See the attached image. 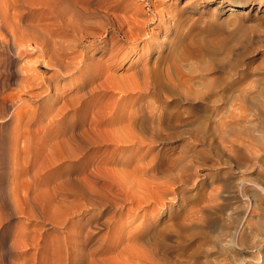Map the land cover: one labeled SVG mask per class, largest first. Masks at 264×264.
I'll return each mask as SVG.
<instances>
[{"label":"rangeland","instance_id":"1","mask_svg":"<svg viewBox=\"0 0 264 264\" xmlns=\"http://www.w3.org/2000/svg\"><path fill=\"white\" fill-rule=\"evenodd\" d=\"M133 1L145 6L142 18L151 21L153 17L143 39L136 42L128 37L127 27L102 33L100 28L69 25V18L65 19L69 7L94 10L93 0H0V96L12 97L18 105L11 117L0 111V264H264V0ZM242 1L249 6L231 13L228 2ZM109 12L125 14L114 9ZM109 18L91 19L108 26ZM90 32L96 34L86 38ZM4 39L27 49L12 66L19 67V75H9L7 61L13 51ZM159 60L177 84L183 74L184 82L187 76L193 78L188 83L190 91L182 83L178 86L180 91H188L182 93L184 98L181 92L160 95V104L179 110L183 123L196 115L216 123L226 114L230 119L232 98L240 93L246 106V116L236 117L238 122L229 125L228 132L224 130L226 135L219 131L211 147L196 148L190 170L198 176L195 184L175 185L163 175L156 178L137 171L138 158L146 163L154 153L149 145L101 144L72 127L79 120L85 126L93 120L92 113L84 110L77 121L74 110L81 101L90 104L98 100L99 107L109 108L104 109L109 115L122 112L117 104L125 107L136 101L135 90L125 94L104 88L101 83L107 74L129 83L135 76L139 78V68L154 67ZM61 68L69 69L68 75H62ZM96 70L100 74L93 83L74 85ZM40 78L46 83L41 88L36 84ZM31 81L34 85L26 87ZM207 82L217 85L222 94L228 87L226 94L232 102L225 106L221 100L213 101L217 96L203 98L200 91L206 89ZM15 83L21 86L16 88ZM214 103L223 104L222 112L213 113ZM59 125L63 126L57 133ZM235 131L246 139L248 149L244 151L257 156L249 168L234 160V147H226L236 137ZM70 137L87 140L79 144L69 141ZM180 148L179 144L166 147L165 158L178 156L183 151ZM217 160L222 164H216ZM116 164H122L118 174L114 173ZM138 174L146 177L140 180ZM123 184L129 187L122 188ZM147 191L150 200L140 202ZM152 223L157 234L147 240L143 235ZM152 247L160 257L156 252L152 255Z\"/></svg>","mask_w":264,"mask_h":264},{"label":"bare ground","instance_id":"2","mask_svg":"<svg viewBox=\"0 0 264 264\" xmlns=\"http://www.w3.org/2000/svg\"><path fill=\"white\" fill-rule=\"evenodd\" d=\"M60 1V0H59ZM87 1V0H86ZM211 1H215V0H211ZM61 1V5H62ZM73 2V1H72ZM84 2V1H83ZM69 3V2H67ZM64 4V3H63ZM72 4V3H71ZM77 4V3H76ZM229 4V8L231 9V13L235 12V11H242L244 9H246L249 5L246 1H242V2H228ZM66 5V4H65ZM79 5V4H78ZM91 5H93L94 10H90L88 9H83L81 7L78 8L76 7L77 5H72V7L68 9V13L69 16L68 17H64L66 20L67 18H69L67 21L69 23V25L71 24H75L79 27H82L83 25V29L89 28V29H101L102 33L104 32H108V31H114V32H118L120 31L122 28L127 27L126 32L129 33V38L132 39L133 41H137L139 38L143 39V36H145V33L143 31L146 30L147 26L149 25V23H151L153 21V17L150 18V20H147L146 18H142L140 15L142 13H144V5L141 4L140 2L137 1H133L129 3L125 4V2H123V0H93V2H91ZM57 6V5H56ZM59 6V5H58ZM69 6V5H68ZM61 7V6H60ZM59 7V8H60ZM64 7V6H63ZM66 8V7H65ZM64 8V9H65ZM111 9L114 10H121L124 11V15H120V14H115L112 12H109ZM60 10V9H59ZM58 10V11H59ZM61 12H63L62 10H60ZM59 11V13H60ZM117 12V11H116ZM131 12V13H129ZM119 13V12H118ZM58 14V13H57ZM67 15L66 13H62ZM106 15L107 17H110L109 19H111V22L108 23V26H102L103 23H101L100 21L96 20V19H91L92 17H97V16H104ZM143 15V14H142ZM61 17V16H60ZM63 18V17H62ZM63 18V19H64ZM104 18V17H103ZM105 19V18H104ZM1 20V19H0ZM75 21V22H74ZM1 22V21H0ZM63 22V21H62ZM66 22V24H67ZM104 22V21H103ZM107 22V21H106ZM61 23V22H60ZM59 23V24H60ZM65 24V23H63ZM67 25V26H69ZM107 25V24H106ZM76 26V27H77ZM1 27V26H0ZM73 28V26L71 27ZM88 29V30H89ZM126 29V28H125ZM68 30V29H67ZM74 30V29H72ZM76 30V28H75ZM100 30V32H101ZM81 31V30H80ZM84 31V30H83ZM82 31V32H83ZM78 32V31H77ZM98 32V33H100ZM146 32V31H145ZM86 33V32H84ZM88 33V32H87ZM91 33L96 34V32H90V34H86V38H91ZM99 34V35H102ZM9 34V33H8ZM81 34V33H79ZM108 34V33H107ZM2 33L0 32V37H1ZM102 37V36H101ZM93 40H95V35L92 36ZM3 39V36H2ZM99 39V38H98ZM5 40V39H4ZM38 42V41H37ZM20 43V42H19ZM81 43V42H80ZM21 44V43H20ZM37 44V43H36ZM159 44V43H158ZM162 44V43H161ZM5 45L8 48H11L13 53H11V55L8 58L7 64H8V68H9V75L14 76V75H19V67H15L14 69L12 68V66L14 64H16L18 58L22 55L23 50L26 49L25 47L23 48V45H11L9 44V41L6 39L5 40ZM44 45V42H43ZM37 46V45H36ZM39 46V45H38ZM159 46V45H158ZM41 48V47H39ZM63 48V47H62ZM65 48V47H64ZM53 49V48H52ZM27 50V49H26ZM43 50V49H40ZM46 50V49H44ZM61 50V49H60ZM59 50V52H61ZM58 52V51H57ZM64 52V51H63ZM62 52V53H63ZM50 53V52H49ZM67 53V52H66ZM65 53V54H66ZM69 53V51H68ZM41 55V54H40ZM63 56V54H61ZM75 55V54H74ZM73 55V56H74ZM50 56V55H49ZM61 56V57H62ZM72 57V56H71ZM74 58V57H73ZM174 58V57H173ZM190 58V57H189ZM212 58V56H211ZM72 59V58H71ZM76 60V59H75ZM74 60V61H75ZM163 60V59H162ZM57 60H55L54 64H56ZM67 61V60H66ZM71 61V60H70ZM73 62V60L71 61ZM77 62V61H76ZM168 62V61H167ZM75 63V62H74ZM45 64L47 66H52L53 63H51L49 60H45ZM73 64V63H71ZM66 65V64H65ZM68 65V64H67ZM70 65V64H69ZM144 66V67H143ZM141 68H139L137 70L136 73H138L139 78L137 79L136 76L135 78H133L131 80V82L128 83V79L125 80H121L119 79V77L115 76L114 74L110 73L107 74V78L104 80V83L102 82L101 84L104 85L106 87L104 88H111V89H116L119 90L121 92H125V94L127 93V91L129 92V90L132 91H136L135 93H137V98L136 101L131 104V105H126L121 106L119 104H117V109H121V113H115V111L109 115V111L107 113V111H105L104 109L107 107H99V103L98 100H94L93 103L90 104H83V101L79 102L77 104V106L75 107V114L77 116V121H78V117L81 115V111H90L92 113V117L93 120L91 123H89V125L85 126L86 124L84 123V121L79 120L78 122L75 123V126H72L75 129H82L83 132L85 134L88 135H92L93 137L88 138L94 142H98L101 144L102 143H108V142H114L117 143L119 145L122 146H129V145H140L143 148V145H149L150 148L152 147V151H154L153 155L148 159V161L146 163H142V159L138 158V162L136 165V170L137 171H142V173H148L147 176L149 175V173L152 174V176L156 175V178H159L160 176H157L158 174L163 175L166 177L167 182L168 181H172L173 184L176 185V183H188L190 184L193 183L195 184L198 176L192 175V172L190 171L193 168V164H194V155H196V148L198 146H202V145H206L211 147L214 143H216V135L219 131H222V134L225 133L227 131V127L229 125H233L236 122H238V119L236 117L238 116H242L245 117V108L246 106H244V104L242 103V99H241V93L235 98L233 97L232 100L234 99V102L231 101L230 97H227V89L228 87H225L224 91L225 93H221L219 92V90L217 89V85H215L214 83H206L205 87L206 89L201 92V96L203 98H212L217 96V98H214V102L221 100L222 103H225V106L229 105V101L232 102L231 103V107H233L231 114H230V119H229V115H225V119L218 121V123H216L215 120L211 119V118H206L204 116L201 115H196V117H194L190 122L187 123H183L184 119L182 117V113L179 110H174L170 107H164L160 104V95H162V93H169L171 95H178L181 92V95L185 94L184 92L186 91H180L178 86H180V84H184L186 85V89L190 91V85L188 83H190V81L193 80L192 77L187 76L186 81L184 82L182 81V77L185 76V74L179 76L178 81L180 82V84H177L174 77L171 76L170 73H168V71L166 70V67L164 65V63L159 60L154 67L151 66H145L143 65ZM75 67V66H74ZM73 68V67H72ZM211 68V67H210ZM236 68V66L234 67ZM57 69V68H56ZM168 69V68H167ZM59 70V69H57ZM62 71V75H68L67 73H69V69L67 70H63L62 68L60 69ZM73 71V70H72ZM102 71V70H101ZM185 71V70H184ZM5 72V71H4ZM97 73L95 72H91L86 78L84 77L83 79H81V81H77L75 82L74 85H77V87H82L84 85H88L94 82V78L100 74V71L96 70ZM194 72V71H193ZM109 73V72H108ZM197 73V72H196ZM58 74V72L56 73V75ZM60 74V73H59ZM103 74V73H102ZM70 75V74H69ZM137 75V74H136ZM83 77V76H82ZM80 78V77H79ZM78 78V79H79ZM132 78V77H131ZM6 79V77H5ZM103 81V80H102ZM101 82V81H100ZM178 82V83H179ZM221 82V81H220ZM195 83V82H194ZM197 83V82H196ZM200 83V82H198ZM197 83V84H198ZM202 83V82H201ZM217 83V81H216ZM222 83H224L222 81ZM36 84H38V87H44L46 86V83L44 81V79L40 80L38 79L36 81ZM219 84V83H218ZM16 88L17 86H21L20 83H15ZM34 85V82H28V84L26 85V87H31ZM222 85V84H221ZM223 86V85H222ZM224 87V86H223ZM243 87V86H242ZM220 88V87H219ZM240 88V87H239ZM204 89V88H203ZM221 89V88H220ZM44 92V91H43ZM240 92V90H239ZM242 92V91H241ZM42 92H39L38 94H41ZM164 93V94H165ZM183 93V94H182ZM187 94L188 91L186 92ZM236 93V92H235ZM246 93V92H245ZM244 94V93H243ZM232 95V93H231ZM236 95V94H235ZM247 95V94H245ZM187 96V95H186ZM234 96V95H233ZM121 97V96H120ZM119 97V98H120ZM122 99H125V97L122 95ZM164 97V96H163ZM169 97V96H168ZM174 97V96H173ZM198 97V96H197ZM254 97V96H253ZM264 97V96H263ZM184 98V95H183ZM135 100V99H134ZM172 100H175L174 98ZM176 101V100H175ZM119 103V102H118ZM222 103L220 104H216L214 103L213 105V109L215 114L219 113L223 106ZM83 104V105H82ZM103 104V103H102ZM115 104V105H116ZM105 105V104H104ZM102 106V105H101ZM229 106V107H230ZM18 105L16 104L15 100L11 97L9 98L8 96H0V111L6 112L7 115H10L13 113V111H15ZM115 107V106H114ZM252 107V106H250ZM113 108V107H112ZM114 109V108H113ZM112 109V111H113ZM106 110H109V108H107ZM115 110V109H114ZM225 111V110H224ZM12 112V113H11ZM222 112V111H221ZM227 112V111H226ZM111 113V112H110ZM108 114V116H107ZM184 116V115H183ZM188 116V115H187ZM248 116V115H247ZM249 117V116H248ZM7 119V118H6ZM92 119V118H91ZM186 119V118H185ZM240 119V118H239ZM243 119V118H242ZM241 119V120H242ZM248 120V119H247ZM183 121V122H182ZM40 122V120L38 121ZM243 122V121H241ZM258 125V124H257ZM63 125H59V128H57V133L60 132L59 129H62ZM241 126V125H240ZM261 126V125H260ZM244 127V126H242ZM70 128V127H69ZM236 128V127H235ZM238 128V126H237ZM245 128V127H244ZM254 128V126H253ZM259 128V127H257ZM261 128V127H260ZM263 128V127H262ZM241 129V128H240ZM249 129V128H248ZM17 130V129H16ZM243 130V129H242ZM252 130V129H251ZM256 130V129H255ZM262 130V129H261ZM80 131V130H79ZM237 131H239L237 129ZM235 131L236 137L231 140H229L230 146H226L227 148L229 147V150H233L235 151V157L234 160L239 163L241 166L243 165H247V167L249 168L250 165L252 166L253 163L251 162V159H255L257 158V156L255 155H251L252 152H247L244 151V148L247 150L248 149V145L244 144V141L246 140L245 137H243V135L239 132ZM249 131V130H248ZM18 132V131H17ZM228 132V131H227ZM237 132V133H236ZM220 133V132H219ZM218 133V134H219ZM248 133V132H247ZM45 135V134H44ZM70 135V134H69ZM220 136V135H219ZM222 136V135H221ZM248 136V135H247ZM252 136V135H251ZM250 136V137H251ZM254 136V135H253ZM18 137H20L19 135H15V139H17ZM22 137V136H21ZM66 137V136H65ZM37 138V137H36ZM63 138V137H62ZM67 138V137H66ZM220 138V137H219ZM223 138V136H222ZM221 138V139H222ZM226 140V137L223 138V140ZM251 139V138H250ZM264 139V138H263ZM20 140V138L18 139ZM29 140V139H28ZM43 141H48L50 140V138H43L41 139ZM87 139H84L82 137L80 138H74V137H70L69 141H77L79 144H83L84 142H86ZM37 141V140H36ZM35 141V142H36ZM40 141V139L38 140ZM242 143V146L240 145V142ZM256 141V140H253ZM17 142V140H16ZM31 142V141H29ZM76 142V143H77ZM250 142V141H249ZM28 143V142H27ZM42 143V142H41ZM259 143V142H258ZM26 145V143H24ZM78 144V145H79ZM175 144H179L181 146L180 150L183 149V151L176 157L174 158H165V154H166V147L168 146H172ZM224 144V143H223ZM244 144V146H243ZM19 145V144H18ZM16 144V146H18ZM31 145V144H30ZM37 145V144H36ZM225 145V144H224ZM83 146V145H82ZM262 146V145H261ZM21 147V145L19 146ZM35 147V146H33ZM37 147V146H36ZM231 147H234L233 149ZM253 147V146H250ZM255 147V146H254ZM253 147V148H254ZM257 147V146H256ZM18 149V147H16ZM39 148V147H38ZM21 149V148H20ZM18 149V150H20ZM23 149V148H22ZM251 149V148H250ZM258 149V148H257ZM255 148V150H257ZM15 150V148H14ZM25 150V149H24ZM17 151V150H16ZM38 151V150H37ZM49 151V150H48ZM39 152V151H38ZM254 154H257V151H254ZM33 153V152H32ZM35 153V152H34ZM37 153V152H36ZM261 153V152H260ZM259 153V154H260ZM234 154V153H233ZM29 155V154H28ZM25 155V156H28ZM46 155V154H45ZM106 155V154H105ZM251 155V157L249 156ZM141 156V155H140ZM40 158V156H39ZM137 158V157H136ZM38 159V158H36ZM109 159V158H108ZM125 160V159H124ZM107 161V160H106ZM105 162V161H104ZM117 162V161H116ZM127 163L131 162V159L126 161ZM33 163V161H32ZM107 163V162H106ZM226 163V162H225ZM257 163V161H256ZM34 164V163H33ZM104 164V163H103ZM216 164H222L220 160H217ZM101 165V164H100ZM99 165V166H100ZM109 165V164H108ZM122 165V164H121ZM120 165V166H121ZM98 166V167H99ZM105 166V165H104ZM117 166V164H116ZM120 166L114 170V173L118 174L120 173L119 168ZM255 166V164H254ZM29 167V166H28ZM111 167V166H110ZM114 167V166H113ZM112 167V168H113ZM124 167V166H123ZM121 167V168H123ZM244 167V166H243ZM116 168V167H114ZM126 168V167H125ZM134 169V168H133ZM25 170V169H24ZM23 170V171H24ZM99 170V169H98ZM101 170V169H100ZM99 170V171H100ZM106 170V169H105ZM111 170V169H110ZM122 170V169H120ZM95 171V170H94ZM136 171V172H137ZM196 171V170H195ZM107 172V171H106ZM110 172V171H109ZM108 172V173H109ZM122 172H124L122 170ZM127 172V171H126ZM125 172V173H126ZM129 172V170H128ZM134 176L132 170L130 171ZM101 173V172H100ZM141 173V172H140ZM197 174V173H196ZM102 175V174H101ZM110 175V174H107ZM125 175H130L129 174H124ZM140 175V174H138ZM121 177V175H118V177ZM123 176V179L125 180V177ZM137 176V175H136ZM136 176H134L136 178ZM150 176V177H152ZM104 177V176H103ZM102 177V178H103ZM106 177V175H105ZM104 177V178H105ZM111 177V176H110ZM113 179L115 176H112ZM127 177V176H126ZM131 177V176H130ZM140 180L143 179L144 177H142V175L139 176ZM142 177V178H141ZM153 177V178H154ZM133 178V179H135ZM138 178V177H137ZM162 178V177H161ZM107 179V178H106ZM128 180L131 178H127ZM155 179V178H154ZM153 179V180H154ZM243 179V178H242ZM245 179V178H244ZM110 180V179H109ZM126 180V181H128ZM139 180V181H140ZM164 180V179H163ZM162 180V181H163ZM246 180V179H245ZM100 181V180H99ZM105 181V180H103ZM102 181V182H103ZM114 181V180H113ZM122 181V179H121ZM120 181V183L122 184V182ZM137 180H135L136 182ZM138 181V182H139ZM143 181V180H142ZM115 182V181H114ZM132 182V180H131ZM129 182V183H131ZM118 183V181H117ZM125 183V182H123ZM142 183V182H141ZM119 184V183H118ZM136 184V183H135ZM169 184V183H168ZM105 185V184H104ZM126 185H129L128 182L126 183ZM137 185H142V184H138ZM136 185V186H137ZM159 185V184H158ZM161 185V184H160ZM179 185V184H178ZM120 186V185H119ZM118 186V187H119ZM122 188H126L129 186H125L124 184L122 185ZM133 186H134V182H133ZM154 186V185H153ZM242 187V186H241ZM105 188V187H104ZM121 188V189H122ZM136 188V187H135ZM243 188V187H242ZM257 188V187H256ZM148 189V188H147ZM115 190V189H114ZM118 190V189H117ZM125 190V189H123ZM127 190V189H126ZM126 190L124 192H126ZM132 190V189H131ZM134 190V189H133ZM137 190V188L135 189ZM151 190V189H150ZM168 190V189H167ZM128 191V190H127ZM153 191V190H152ZM155 191V189H154ZM106 192V191H105ZM137 192V191H136ZM148 192L147 191V197H141L140 196V202H144L145 201H149L150 198H148ZM107 193V192H106ZM129 193V192H127ZM139 193V192H138ZM143 193V192H142ZM141 193V194H142ZM101 194V193H100ZM126 194V193H125ZM175 194V193H174ZM135 195V193H134ZM144 195V193H143ZM111 197V196H110ZM128 197V196H127ZM135 197V196H133ZM132 197V199H133ZM137 197V196H136ZM164 197V196H163ZM154 198V197H153ZM152 198V199H153ZM124 199V198H123ZM131 199V198H129ZM128 199V200H129ZM138 199V198H137ZM151 199V200H152ZM157 199V197H156ZM160 199V198H159ZM139 201V199H138ZM159 201V200H158ZM92 202V201H91ZM137 202V201H136ZM163 202V201H162ZM90 203V202H89ZM98 203V202H97ZM108 203V202H107ZM161 203V202H160ZM136 205V204H135ZM138 205V204H137ZM141 205V204H140ZM122 206V205H121ZM153 225L147 229V232H145V234L143 236H147L146 239L148 240V238H152L156 232H153L154 229H156V224L152 223ZM153 233V234H152ZM157 234V233H156ZM142 236V237H143ZM155 237V236H154ZM153 239V238H152ZM157 241L158 238L156 237ZM155 239V241H156ZM143 240V239H142ZM141 240V241H142ZM145 241V239H144ZM150 241V240H149ZM154 242V241H153ZM136 243V241H135ZM142 243V242H141ZM143 243H146L143 242ZM138 244V243H137ZM147 244V243H146ZM151 243H149L150 245ZM127 245V244H126ZM142 245V244H141ZM144 245V244H143ZM157 246H159L157 244ZM128 247V246H127ZM140 247V246H139ZM147 247L151 248V246ZM125 248V247H124ZM135 248V246H134ZM145 248V247H144ZM138 250V248H137ZM153 250V247H152ZM121 251V250H120ZM124 249L121 251V253H123ZM127 251V250H126ZM126 251H124V253H126ZM134 250H131V252ZM146 251V250H145ZM149 252V251H148ZM151 252V250H150ZM156 252V255L158 254L157 249L156 251L153 250L152 255ZM118 253V252H117ZM123 253V256H124ZM129 253V252H128ZM139 253V252H138ZM163 254L165 252H162ZM160 253V254H162ZM119 254V253H118ZM118 254L116 256H118ZM131 254V253H130ZM129 254V255H130ZM133 254H135V252H133ZM132 255V254H131ZM143 255V254H140ZM115 256V257H116ZM144 256V255H143ZM159 256V254L157 255ZM156 256V257H157ZM162 256V255H161ZM164 256V255H163ZM99 257V256H98ZM121 257V256H119ZM126 258V256H124ZM138 257V256H137ZM148 257V256H146ZM145 257V258H146ZM160 257V256H159ZM158 257V258H159ZM117 258V257H116ZM153 258V257H152ZM151 256L150 259L152 260ZM155 258V257H154ZM163 257H161L160 259H162ZM166 258V257H165ZM121 259H123V257H121ZM142 259V258H141ZM149 259V258H148ZM130 260V259H129ZM128 260V263H129ZM146 259H143L142 261H144ZM154 260V259H153ZM166 260V259H164ZM126 261V260H123ZM122 261V262H123ZM116 262V261H115ZM131 262H133L131 260ZM154 262V261H153ZM120 263V262H119ZM134 263V262H133ZM137 263V261H136ZM135 263V264H136ZM145 263V262H144ZM155 263V262H154ZM117 264V263H116ZM124 264V263H123ZM132 264V263H131ZM137 264H142V262H138ZM148 264V263H147ZM159 264V263H158Z\"/></svg>","mask_w":264,"mask_h":264}]
</instances>
